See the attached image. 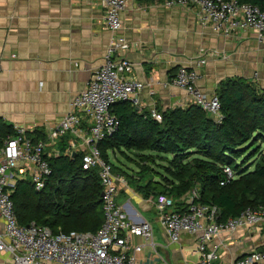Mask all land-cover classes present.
Here are the masks:
<instances>
[{"label":"crops","instance_id":"crops-1","mask_svg":"<svg viewBox=\"0 0 264 264\" xmlns=\"http://www.w3.org/2000/svg\"><path fill=\"white\" fill-rule=\"evenodd\" d=\"M199 13L195 5L169 8L162 0L128 1L120 34L130 48L120 55L132 62L129 76L146 84L134 100L137 109L190 105L188 94L167 82L181 65L195 68L201 57H207V62L197 67V85L207 93H216L227 78L261 80L264 85V43L256 32L244 29L224 37L202 24ZM114 36L106 27L105 9L96 0H0V126L6 128L0 130V142L16 126L26 127L34 140H45L69 111L70 101L102 66ZM214 50L219 54L209 56ZM69 140L70 135L61 138L62 150ZM3 144L4 139L0 148ZM48 149L54 151L52 146ZM131 184L121 183L118 201L131 220L152 225L156 245L154 251L143 236L132 235L131 246L144 245L140 262L197 263L201 258L198 237L185 233L179 242H171L154 204L157 192ZM142 184L143 180L138 186ZM215 246L218 259L213 264H233L250 250L264 248V224L224 232L208 248ZM0 264H14L12 254L1 251Z\"/></svg>","mask_w":264,"mask_h":264},{"label":"built area","instance_id":"built-area-1","mask_svg":"<svg viewBox=\"0 0 264 264\" xmlns=\"http://www.w3.org/2000/svg\"><path fill=\"white\" fill-rule=\"evenodd\" d=\"M105 9V24L115 33L104 54V61L90 77L87 86L71 101L69 111L47 133V138L34 140L30 131L16 126L14 133L7 134L0 148V217L4 233L0 234V252L8 251L14 264H143L139 253L144 245L131 246L132 235L143 236L156 251L153 227L148 221L131 220L124 206L118 201L121 183L126 179L114 171L113 164L101 153L99 143L110 136L119 125L113 107L120 101L134 103L146 84L129 76L132 62L120 54L130 48V43L120 34L123 28L122 13L129 0H96ZM165 7L195 5L204 25L221 36L252 29L259 42L264 43V8L239 0H162ZM218 51L214 50L209 56ZM219 54V53H218ZM207 57L196 61V67L181 65L167 82L184 90L191 102L210 114L219 117L221 102L216 93L210 94L199 88V66ZM1 70V66H0ZM152 116L162 120L157 109ZM70 135L64 150L61 138ZM52 146L54 151L48 149ZM81 153L82 167L96 169L102 198L103 222L96 231L55 232L50 226L32 221L22 224L16 213L11 193L21 178H30L35 190L45 189L53 168L51 161L61 155L69 157ZM227 179L235 178L229 164L223 166ZM226 181H222L224 184ZM199 191L189 192L183 208L167 193H157L154 204L160 224L171 242H179L182 235L197 236V249L201 254L195 264H213L218 259L216 246L210 242L222 233L231 234L239 228H251L264 224V206L247 208L240 215L221 219V209L213 203L199 201ZM152 264V263H149ZM165 264H171L166 262ZM233 264H264V248L252 249Z\"/></svg>","mask_w":264,"mask_h":264},{"label":"trees","instance_id":"trees-1","mask_svg":"<svg viewBox=\"0 0 264 264\" xmlns=\"http://www.w3.org/2000/svg\"><path fill=\"white\" fill-rule=\"evenodd\" d=\"M239 1L264 8V0ZM216 94L221 102L219 117L193 102L186 107L159 109V121L152 116V109L139 110L130 101L116 103L113 112L119 125L100 141L102 156L129 182L149 174L146 165L150 159L156 162L171 156L168 174L157 171L162 179L156 180L154 175L146 185L172 196L178 208L184 207L183 196L197 184L198 200L218 205L221 219L264 206V149L252 147L256 142L264 143V89L259 90L249 79L227 78ZM4 128L0 126V130ZM14 131L4 133L0 145ZM127 161L140 169H130ZM226 164L232 166L235 178L227 179L223 171ZM51 166L52 174L42 191L35 190L30 178L17 181L11 198L19 221H35L55 232L96 231L103 222L97 170L83 169L81 153L56 157Z\"/></svg>","mask_w":264,"mask_h":264},{"label":"rangeland","instance_id":"rangeland-1","mask_svg":"<svg viewBox=\"0 0 264 264\" xmlns=\"http://www.w3.org/2000/svg\"><path fill=\"white\" fill-rule=\"evenodd\" d=\"M262 81L261 80H259V81H257L256 83H257V86H258V89L259 90H262V89H264V87H262V86H264V85H262V83H261ZM263 140V139H262ZM260 143V144H259ZM259 144V145H258ZM260 146V148H263L264 149V143H263V141H259L258 143L256 142V143H254V145L252 144V147L253 148H257V147H259ZM257 150V149H256ZM118 154H119V152H118ZM119 156L120 157H122V155H120L119 154ZM113 157L114 156H112V159H113ZM247 157V156H246ZM168 158H172L171 156H169V157H161V158H157V160H156V162H154L152 159H150L149 161H147V172H149V174L148 175H143L142 176V179L141 180H138V181H136V182H131V183H133V184H131V186L133 187H136V188H138V189H140V190H144L145 192H148L149 191V188H148V186L146 185V182H148V180H149V178H154V175H156V177H158L159 179L161 178L162 179V177L157 173V171H159V172H163L164 174H168V171H167V167H170V166H172V164H170L169 162H168ZM116 159H118V158H116ZM126 158H123L122 157V160L123 161H126L125 160ZM119 160V159H118ZM238 162H241L242 161V158H239L238 160H237ZM128 163V166H129V168L130 169H132V170H135V171H138L139 169H140V167H138L137 166V164L134 162V163H131L130 161H127ZM123 164H125V162L123 163ZM143 180V184L142 185H140V186H138V183L139 182H141ZM200 185L199 184H197V186H195V188H193V189H197L198 190V187H199ZM192 189V190H193Z\"/></svg>","mask_w":264,"mask_h":264},{"label":"water","instance_id":"water-1","mask_svg":"<svg viewBox=\"0 0 264 264\" xmlns=\"http://www.w3.org/2000/svg\"><path fill=\"white\" fill-rule=\"evenodd\" d=\"M259 250H262V249H259Z\"/></svg>","mask_w":264,"mask_h":264}]
</instances>
